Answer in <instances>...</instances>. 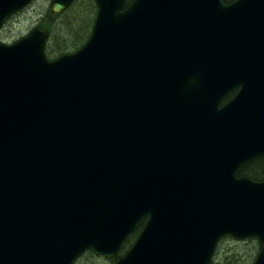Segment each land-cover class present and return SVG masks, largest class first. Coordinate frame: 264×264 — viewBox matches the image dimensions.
<instances>
[{
	"label": "water",
	"instance_id": "95a60500",
	"mask_svg": "<svg viewBox=\"0 0 264 264\" xmlns=\"http://www.w3.org/2000/svg\"><path fill=\"white\" fill-rule=\"evenodd\" d=\"M225 1L94 0L54 61L41 27L0 43V264L111 259L142 221L115 264H211L224 237L264 264V181L236 177L264 157V0Z\"/></svg>",
	"mask_w": 264,
	"mask_h": 264
},
{
	"label": "trees",
	"instance_id": "16d2710c",
	"mask_svg": "<svg viewBox=\"0 0 264 264\" xmlns=\"http://www.w3.org/2000/svg\"><path fill=\"white\" fill-rule=\"evenodd\" d=\"M78 1L79 0H77L69 9L60 15H55L50 10H47L46 13L42 15L39 26L44 28L49 35L45 46V54L48 58L56 59L64 54L73 53L82 47L88 39L93 18L89 22L83 21L80 24H78V20L76 18L72 19V17H70L71 21L61 20L68 14L76 12V5ZM226 1L230 2L234 0ZM87 7L91 9L90 14L94 15L93 0L88 2ZM83 9H78L77 13L79 12L82 15V18L89 17L88 15L90 14H88V11H84ZM252 168L255 167L253 166ZM247 172L250 173L249 171ZM247 172L245 171L242 173L249 175ZM251 177L253 178V174ZM251 177L249 175L248 178L252 179ZM138 233L139 230L126 239L118 255H123L131 247ZM221 245L228 246L222 247L223 250L219 251L221 249ZM258 250L259 245L253 239L246 241L223 239L216 249L211 264H251ZM74 264H114V259L106 260L94 256L91 252H87Z\"/></svg>",
	"mask_w": 264,
	"mask_h": 264
},
{
	"label": "rangeland",
	"instance_id": "374dc122",
	"mask_svg": "<svg viewBox=\"0 0 264 264\" xmlns=\"http://www.w3.org/2000/svg\"><path fill=\"white\" fill-rule=\"evenodd\" d=\"M89 1L90 0H79L76 5V12L68 14L61 20L71 21L70 17H72V19L76 18L78 20V24L82 23L83 21H91L94 15L90 14L91 9L87 7ZM49 3L50 0H35L21 13L12 17L0 30V41L4 44H12L20 38L26 36L37 25L39 26L42 15L45 14L47 10H49ZM78 9L88 11V14H90L88 15L89 17L82 18V15L79 12L77 13ZM228 245H221V249L219 251H222V247Z\"/></svg>",
	"mask_w": 264,
	"mask_h": 264
},
{
	"label": "flooded vegetation",
	"instance_id": "af4514ba",
	"mask_svg": "<svg viewBox=\"0 0 264 264\" xmlns=\"http://www.w3.org/2000/svg\"><path fill=\"white\" fill-rule=\"evenodd\" d=\"M236 94V91L230 93L226 99L229 100L231 98H233ZM255 167V168H252V167ZM239 175L240 176H243V173L242 172H247L249 171L250 173L253 174V178L251 177L252 174L248 173L250 175V177L256 181V182H261L264 180V157H260V158H256V159H253L251 160L249 163L245 164L244 166H242L239 170ZM249 175L245 174V177H249Z\"/></svg>",
	"mask_w": 264,
	"mask_h": 264
},
{
	"label": "bare ground",
	"instance_id": "6f19581e",
	"mask_svg": "<svg viewBox=\"0 0 264 264\" xmlns=\"http://www.w3.org/2000/svg\"><path fill=\"white\" fill-rule=\"evenodd\" d=\"M133 0H131V1H128V0H126V7L132 2ZM17 42V41H16ZM15 42H13L12 44H14ZM180 98H183V99H187L186 97H183V96H181ZM177 151V149H174V148H172L171 149V151L170 152H167V154H162L163 155V159H171V157L173 156V154L175 153ZM240 170V169H239ZM239 170H237V172H236V177L237 178H241V176L239 175ZM243 177H245V173L243 174ZM243 241H245V240H243ZM83 255H85V253L83 254ZM83 255H81L80 257H82ZM120 256H122V255H115L113 258L116 260V258H118V257H120ZM106 260H109L108 258H106Z\"/></svg>",
	"mask_w": 264,
	"mask_h": 264
}]
</instances>
